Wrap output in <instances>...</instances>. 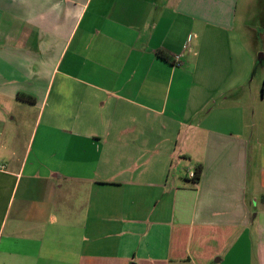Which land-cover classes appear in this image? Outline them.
I'll use <instances>...</instances> for the list:
<instances>
[{
    "label": "crops",
    "instance_id": "obj_1",
    "mask_svg": "<svg viewBox=\"0 0 264 264\" xmlns=\"http://www.w3.org/2000/svg\"><path fill=\"white\" fill-rule=\"evenodd\" d=\"M240 1L0 0V264H264Z\"/></svg>",
    "mask_w": 264,
    "mask_h": 264
},
{
    "label": "rangeland",
    "instance_id": "obj_2",
    "mask_svg": "<svg viewBox=\"0 0 264 264\" xmlns=\"http://www.w3.org/2000/svg\"><path fill=\"white\" fill-rule=\"evenodd\" d=\"M253 11H254V6H252V10H251V12H249V9H248V7L245 4V0H241L239 5H238V20L242 19V17L244 15L247 17V19L253 18V15H254ZM246 34H249V31H246ZM261 53H262L261 49H256V45L252 44V46H251V54L254 57L256 62H259L258 60H259V56H260ZM255 67L257 68L258 66H255ZM255 67H254V69L252 71V74H251L250 78L254 77V75L256 73L255 72V70H256ZM257 70H258V72H257L256 80H258L260 78V75H261V72H262V68L258 67ZM250 85H251V80L248 81V87H250ZM25 119L26 118H24L23 120H25ZM28 119H30V117ZM27 127H28V125H23L24 130H27ZM26 135H27V133H26Z\"/></svg>",
    "mask_w": 264,
    "mask_h": 264
},
{
    "label": "trees",
    "instance_id": "obj_3",
    "mask_svg": "<svg viewBox=\"0 0 264 264\" xmlns=\"http://www.w3.org/2000/svg\"><path fill=\"white\" fill-rule=\"evenodd\" d=\"M162 54V53H161ZM19 97L21 98V99H30V97L29 96H27V95H25V94H20L19 95ZM201 173H202V165H198L197 167H196V175H195V177L193 178V181H195V182H197V181H199L200 180V177H201Z\"/></svg>",
    "mask_w": 264,
    "mask_h": 264
},
{
    "label": "built area",
    "instance_id": "obj_4",
    "mask_svg": "<svg viewBox=\"0 0 264 264\" xmlns=\"http://www.w3.org/2000/svg\"><path fill=\"white\" fill-rule=\"evenodd\" d=\"M175 59L179 61L181 59V55H176ZM188 175H189L190 178L193 179L195 177V175H196V171L191 168V169L188 170Z\"/></svg>",
    "mask_w": 264,
    "mask_h": 264
}]
</instances>
